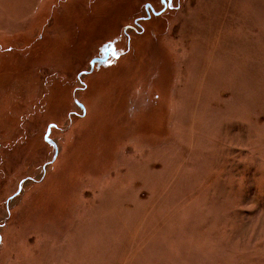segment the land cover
Instances as JSON below:
<instances>
[{
  "label": "rangeland",
  "instance_id": "1",
  "mask_svg": "<svg viewBox=\"0 0 264 264\" xmlns=\"http://www.w3.org/2000/svg\"><path fill=\"white\" fill-rule=\"evenodd\" d=\"M0 264H264V0H0Z\"/></svg>",
  "mask_w": 264,
  "mask_h": 264
}]
</instances>
